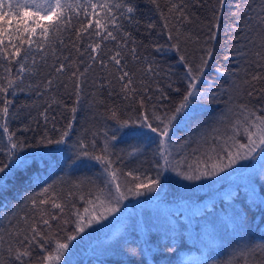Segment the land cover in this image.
<instances>
[{"label":"trees","instance_id":"trees-1","mask_svg":"<svg viewBox=\"0 0 264 264\" xmlns=\"http://www.w3.org/2000/svg\"><path fill=\"white\" fill-rule=\"evenodd\" d=\"M12 2L15 4L16 0ZM120 2L127 3V0ZM131 4L135 11L130 14L131 20L120 21L123 28L115 33L117 40H102L95 35L89 39L85 34L76 42L73 34H65L61 37L64 44L54 43V51L47 52L44 61L37 56L34 69L31 60L25 58L30 72L24 74L19 87L9 89L8 99L12 104L7 123L17 137L29 144L45 133L56 138L57 129H62L70 120L72 132L65 144L29 147L21 153L29 158L40 153L50 161V166L40 165L38 183L29 185L7 180L6 190L0 192V237L3 239L0 261L18 264L7 251L9 241L34 225L44 238H38L30 249L33 264H40V258L49 253L55 257L57 241L69 243L58 264L61 261L67 264L64 256L70 264H245V260L248 264H264V250L258 247L264 245V204L259 203V197L264 196V153H257L260 159L242 161L228 172L195 183L182 180L174 172H166L161 179L162 188L141 197H129L122 201L120 213L86 228L76 240H66L74 231L75 213L83 214L84 208L89 207L80 196L103 187L105 180L103 167L97 162L84 160L74 168L69 158L74 157L81 139L90 142L95 138L99 154L104 146V132L117 127L110 119L113 109L123 118H135L143 110L140 106L143 98L144 108L149 111L163 114L169 110L185 91L186 64L195 68L205 47L212 48V57L198 87L207 93L211 86V92L216 95L214 100L193 102L189 110L194 108L196 117L181 120L174 128L175 141H191L186 148L189 152L197 147L201 137H208L209 144H214L213 129L230 104L264 105V79L252 80L253 75L264 76V67L258 66L254 55L259 51L260 34L264 32L258 18L264 15V0H223L222 3L221 0H157L155 4L150 0H131ZM12 29H16V20L12 21ZM213 31L216 38L208 41ZM96 41H102L98 59L106 63L108 56L119 47L121 64L131 74L132 86L137 89L128 99L120 91V73L114 63H108L106 68L97 63L85 71L90 63L88 45ZM133 48L135 53L131 51ZM21 56L24 57L23 52ZM181 56L185 58L183 62ZM72 61L84 73L78 102L77 81L71 77L74 67L60 74L53 69L58 63ZM5 64L0 61V77L5 75ZM8 67L15 76L17 63ZM148 67L151 72L147 71ZM49 78L54 80L50 90L45 86ZM250 90L254 93L251 97L247 95ZM162 95L167 98H161ZM73 107L75 113L71 112ZM45 111L47 122L41 114ZM25 127L30 130L23 131ZM122 132L112 149L113 158L119 157L115 167L124 172L136 169L154 175L156 146L145 143L144 154L130 159L126 150L130 143L137 141L123 138ZM6 144L7 135H3L0 148ZM203 147L207 148L208 144ZM61 180L65 183L61 184ZM81 181L84 182L82 190L65 198L66 191ZM49 184L56 186L55 202L61 208L52 207V201L41 205L42 211L32 208L28 197ZM255 190L258 196L253 204L247 194L251 197ZM236 213L246 218L243 234L235 229ZM42 216L49 219V225L41 222ZM130 248H135L138 254L129 256Z\"/></svg>","mask_w":264,"mask_h":264},{"label":"snow or ice","instance_id":"snow-or-ice-1","mask_svg":"<svg viewBox=\"0 0 264 264\" xmlns=\"http://www.w3.org/2000/svg\"><path fill=\"white\" fill-rule=\"evenodd\" d=\"M151 3H157V0H150ZM223 0H221V3ZM173 7H177L174 5ZM135 7L131 0L122 3L120 0H0V61L6 62L4 65L5 75L0 77V137L7 135V144L0 148V192L6 190L7 180L19 182L20 184H36L41 180L40 165L50 166V161L40 153H34L31 158L27 154L21 155L26 148L48 145L65 144L72 132V121L70 120L59 131V136L54 138L45 133L35 141L29 144L25 139L17 137L8 127L10 118V107L12 101L8 99L9 89L19 87L24 80V74L29 73L30 69L26 65V59L31 60L32 68L37 64V56L41 61L46 59V53L54 51V43L64 44L61 39L65 34H73L76 42H79L83 35L89 39L92 36L102 37V40H117L116 32L123 28L120 23L123 19L131 20ZM180 15H183L181 12ZM260 27L264 28V15H260ZM16 20V29H12V21ZM213 28L218 25H213ZM215 32H211L208 41L215 40ZM251 42V41H250ZM102 41L91 42L88 48L90 63L85 71L94 64H101L108 67V63H114L118 66L121 82V93L124 98L131 97L137 89L134 88L133 79L125 66L121 64L122 53L119 47L108 56L106 63L100 57ZM75 46V45H73ZM126 47V45H120ZM259 51L254 55L257 57L258 66L264 67V32L260 34ZM79 51V49H76ZM135 53V49H131ZM204 55L200 58V63L195 68L186 64V88L181 99L169 110L158 114L156 111H149L144 108L143 98L140 99V106L143 109L138 115L123 118L117 111H111L110 119L114 120L117 127L104 132V146L96 151L97 141L93 138L90 142L81 139L78 141L74 157H70L73 166L80 165L84 160L95 161L103 167L105 174L104 186L97 187L95 191H87L86 196L80 198L85 201L89 207L84 208L83 214L79 211L75 213L74 231L66 236L67 241H74L77 235L84 233L86 228L93 224L101 223L107 220L109 216H114L121 211L122 201L129 197H141L149 193L156 192L162 188L161 179L164 173L174 172L182 180L189 182H199L205 179H212L221 173L228 172L240 164L242 161L260 159L257 153H264V105L251 107L248 103H240L228 107L227 112L218 117V126L213 129L215 135L211 140L214 144H209L208 137H201L197 147L191 152L187 151V145L191 141L179 143L174 140V128L183 121L193 120L196 117V111L193 108L189 110L194 101L214 100L215 93L209 91L204 93L198 87L208 61L212 57V48L205 47ZM24 53V57L21 53ZM83 55V53H81ZM241 55L247 56V53L241 52ZM67 60V57L64 58ZM183 62L185 58L180 57ZM17 63V74L11 75V68L8 65ZM74 67L71 77L76 78L77 102L79 101L80 80L84 73L80 72L76 62L58 63L54 65L55 73L65 72L66 68ZM151 72V67L147 68ZM79 73V76L77 75ZM223 75H228L223 73ZM264 79V76L253 75L252 80ZM49 90L54 86V80L49 78L45 82ZM39 87V85H37ZM171 87V85H169ZM179 91V89H176ZM253 91H248L249 97L253 96ZM161 98L166 99V96ZM151 99V97H149ZM51 107V104H49ZM72 113L76 108L71 109ZM47 122L46 111L41 113ZM25 127L23 131H29ZM122 130H124L122 132ZM131 138L137 143L129 144L126 150L128 158H138L144 154L143 144L155 145L153 151L154 157V175H149L140 170H129L127 172L115 167L116 160L113 158V147L115 142L121 138ZM208 144L207 148L203 145ZM6 149V150H5ZM200 155H195L196 153ZM179 157V158H177ZM59 163V161H57ZM67 164V161H64ZM131 179H128V178ZM168 178V177H166ZM165 178V179H166ZM61 184L65 181L61 180ZM83 181L75 183L65 193V198L71 197L75 192L82 190ZM56 186L49 184L33 196L28 197L31 207L42 211L41 205H46L52 201V207L61 208V204L55 202L57 197ZM248 199L255 204L257 202V192L254 191ZM259 203L264 204V196L259 197ZM56 217H52L55 219ZM44 225H49V219L41 217ZM65 224L68 221H64ZM235 229L243 234L246 227V218L239 213L234 217ZM31 232V235L28 232ZM11 237L12 234L9 233ZM43 239L42 233L34 226L30 225L24 233H17L9 241L7 249L11 257L18 264H33L32 253L30 249L37 240ZM243 239V235H241ZM0 243H3L0 237ZM172 248V245H169ZM264 250V245L258 246ZM69 248V243L56 242L55 257L51 253L40 258V264L50 262L55 259L57 262L61 259L64 252ZM254 251V250H253ZM143 252V250H141ZM138 253L135 248L128 249L129 256H136ZM243 256V254H242ZM2 264V261H0ZM245 264L248 261L245 260Z\"/></svg>","mask_w":264,"mask_h":264},{"label":"rangeland","instance_id":"rangeland-1","mask_svg":"<svg viewBox=\"0 0 264 264\" xmlns=\"http://www.w3.org/2000/svg\"><path fill=\"white\" fill-rule=\"evenodd\" d=\"M76 167H77V166H74V168H76ZM115 221H117V220H115ZM64 258H65V260H66V263H67V264H70L71 261H70L67 257H65V256H64ZM53 262H54V260H53L52 262H50V264H52ZM61 263H62V261L59 262V264H61ZM46 264H48V262H46ZM55 264H58V262L56 261ZM78 264H83V262H78Z\"/></svg>","mask_w":264,"mask_h":264}]
</instances>
